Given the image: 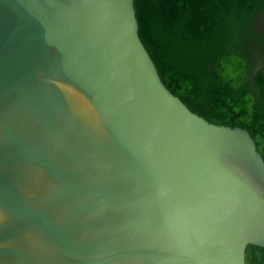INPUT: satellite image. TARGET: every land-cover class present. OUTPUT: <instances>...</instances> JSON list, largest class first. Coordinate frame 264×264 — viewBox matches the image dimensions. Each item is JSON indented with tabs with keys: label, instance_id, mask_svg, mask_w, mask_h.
<instances>
[{
	"label": "water",
	"instance_id": "95a60500",
	"mask_svg": "<svg viewBox=\"0 0 264 264\" xmlns=\"http://www.w3.org/2000/svg\"><path fill=\"white\" fill-rule=\"evenodd\" d=\"M264 155L164 82L135 0H0V264H247Z\"/></svg>",
	"mask_w": 264,
	"mask_h": 264
},
{
	"label": "trees",
	"instance_id": "16d2710c",
	"mask_svg": "<svg viewBox=\"0 0 264 264\" xmlns=\"http://www.w3.org/2000/svg\"><path fill=\"white\" fill-rule=\"evenodd\" d=\"M262 1L135 0L141 37L164 82L192 110L213 122L246 127L229 110L242 106L244 74L224 38L229 37V28L249 23ZM232 60L238 64L234 72L229 69ZM246 260L264 264V248L249 247Z\"/></svg>",
	"mask_w": 264,
	"mask_h": 264
},
{
	"label": "flooded vegetation",
	"instance_id": "af4514ba",
	"mask_svg": "<svg viewBox=\"0 0 264 264\" xmlns=\"http://www.w3.org/2000/svg\"><path fill=\"white\" fill-rule=\"evenodd\" d=\"M227 34L229 37L224 38V43L236 52L240 59V71L244 74L240 83L244 94L242 106L239 110L233 107L229 110H233L231 115L238 116L236 121L252 133L264 155V5L249 23L231 27ZM213 108L211 106V111Z\"/></svg>",
	"mask_w": 264,
	"mask_h": 264
},
{
	"label": "rangeland",
	"instance_id": "374dc122",
	"mask_svg": "<svg viewBox=\"0 0 264 264\" xmlns=\"http://www.w3.org/2000/svg\"><path fill=\"white\" fill-rule=\"evenodd\" d=\"M236 67H238V64L236 63V61L235 60L230 61L229 69L234 72Z\"/></svg>",
	"mask_w": 264,
	"mask_h": 264
}]
</instances>
